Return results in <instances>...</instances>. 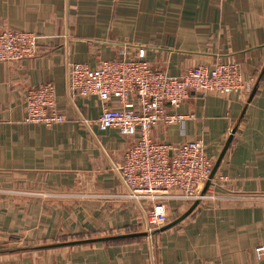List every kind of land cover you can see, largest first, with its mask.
I'll list each match as a JSON object with an SVG mask.
<instances>
[{
  "label": "crops",
  "instance_id": "1",
  "mask_svg": "<svg viewBox=\"0 0 264 264\" xmlns=\"http://www.w3.org/2000/svg\"><path fill=\"white\" fill-rule=\"evenodd\" d=\"M3 29L36 35L37 48L0 63V264H264L253 253L264 245V0H0ZM136 48L172 77L229 61L253 80L246 95L191 92L183 124L152 129L157 142L201 140L214 163L234 131L210 182L218 199L166 230L148 225V203L127 197L115 168L134 138L98 129L101 102L68 89L71 64ZM42 82L61 124L23 121L25 91ZM191 205L171 202L167 224Z\"/></svg>",
  "mask_w": 264,
  "mask_h": 264
},
{
  "label": "built area",
  "instance_id": "2",
  "mask_svg": "<svg viewBox=\"0 0 264 264\" xmlns=\"http://www.w3.org/2000/svg\"><path fill=\"white\" fill-rule=\"evenodd\" d=\"M36 40V35L29 32L0 30V63L33 58ZM252 85L253 80L242 77L239 65L229 61L217 62L210 68L192 67L181 76H169L150 67L143 48L102 61L94 68L73 63L68 75L71 95L94 96L101 102V112L94 121L98 129L112 128L121 136L134 138L115 168L129 189L127 197L148 203L146 221L156 229L167 224L171 202L200 204L216 201L218 196L210 183L202 193L215 161L204 143L201 140L180 145L157 142L152 138V129L159 123L183 124L187 115L177 113L176 109L191 92L246 95L252 91ZM23 106V121L27 124L50 127L65 121L56 107V92L51 82L28 88ZM253 253L257 261L264 263V245L256 246Z\"/></svg>",
  "mask_w": 264,
  "mask_h": 264
},
{
  "label": "water",
  "instance_id": "3",
  "mask_svg": "<svg viewBox=\"0 0 264 264\" xmlns=\"http://www.w3.org/2000/svg\"><path fill=\"white\" fill-rule=\"evenodd\" d=\"M233 133H234V131H233ZM231 139H232V136H230L228 139H227V142L225 143V145H224V147H223V149H222V152L220 153V155L218 156V158H217V160H216V162L214 163V165H213V168H212V171H211V174H210V177H209V181L206 183V185H205V187H204V189H203V191H202V193H204L205 191H206V189H207V187H208V185H209V183H210V180H211V178L213 177V175H214V173H215V171H216V169H217V167H218V165H219V163H220V161H221V159H222V157H223V154L225 153V151H226V149H227V147H228V145L230 144V142H231ZM198 205V202H194L191 206H190V208L182 215V216H180V217H178L177 219H175L174 221H172L171 223H169V224H167V225H165L164 227H162L160 230H166V229H168V228H170V227H172V226H174V225H176V224H178L180 221H182L196 206Z\"/></svg>",
  "mask_w": 264,
  "mask_h": 264
}]
</instances>
